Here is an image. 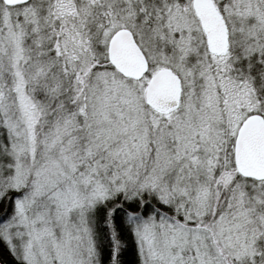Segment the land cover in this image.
Here are the masks:
<instances>
[{
	"label": "snow or ice",
	"instance_id": "snow-or-ice-1",
	"mask_svg": "<svg viewBox=\"0 0 264 264\" xmlns=\"http://www.w3.org/2000/svg\"><path fill=\"white\" fill-rule=\"evenodd\" d=\"M0 264H264V0H0Z\"/></svg>",
	"mask_w": 264,
	"mask_h": 264
}]
</instances>
